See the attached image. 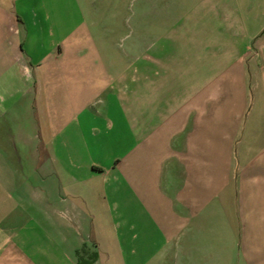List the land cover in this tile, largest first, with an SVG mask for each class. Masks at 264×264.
Here are the masks:
<instances>
[{"label": "crops", "instance_id": "obj_1", "mask_svg": "<svg viewBox=\"0 0 264 264\" xmlns=\"http://www.w3.org/2000/svg\"><path fill=\"white\" fill-rule=\"evenodd\" d=\"M96 1L0 0V264H264V0Z\"/></svg>", "mask_w": 264, "mask_h": 264}, {"label": "rangeland", "instance_id": "obj_2", "mask_svg": "<svg viewBox=\"0 0 264 264\" xmlns=\"http://www.w3.org/2000/svg\"><path fill=\"white\" fill-rule=\"evenodd\" d=\"M95 3L99 18L91 24V29L96 39L99 43L108 42L111 49L127 55L130 49H139L141 34L155 36L162 31V26L156 25L161 19L182 14L181 8H168L157 0H98ZM86 13L89 19L87 10ZM127 58L121 60L122 66L136 64L135 58Z\"/></svg>", "mask_w": 264, "mask_h": 264}, {"label": "trees", "instance_id": "obj_3", "mask_svg": "<svg viewBox=\"0 0 264 264\" xmlns=\"http://www.w3.org/2000/svg\"><path fill=\"white\" fill-rule=\"evenodd\" d=\"M94 259H96V257H95ZM84 264H85V263H84Z\"/></svg>", "mask_w": 264, "mask_h": 264}]
</instances>
